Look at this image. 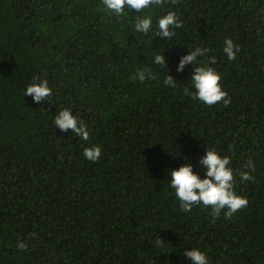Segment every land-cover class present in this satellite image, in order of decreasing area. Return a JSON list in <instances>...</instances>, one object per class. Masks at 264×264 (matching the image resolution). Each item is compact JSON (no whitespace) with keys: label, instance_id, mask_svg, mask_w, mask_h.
<instances>
[{"label":"trees","instance_id":"trees-1","mask_svg":"<svg viewBox=\"0 0 264 264\" xmlns=\"http://www.w3.org/2000/svg\"><path fill=\"white\" fill-rule=\"evenodd\" d=\"M169 11L182 24L171 39L157 27ZM146 16L152 28L137 32ZM196 48L208 51L178 73ZM201 66L220 75L227 106L194 99ZM142 69L154 78L134 79ZM42 80L52 96L37 104L24 91ZM62 109L87 141L56 128ZM92 146L96 162L83 156ZM211 149L230 158L233 191L248 201L230 218L183 212L170 187L186 163L204 179L198 161ZM192 249L208 264H264V0H164L121 16L101 0H0V264H191Z\"/></svg>","mask_w":264,"mask_h":264},{"label":"clouds","instance_id":"clouds-1","mask_svg":"<svg viewBox=\"0 0 264 264\" xmlns=\"http://www.w3.org/2000/svg\"><path fill=\"white\" fill-rule=\"evenodd\" d=\"M104 8L116 16L125 14V10H135L136 13L149 8V6H160L164 0H101ZM173 4L177 0H171ZM135 30L140 33L147 34L152 28L151 16L138 18L135 21ZM158 36L171 39L175 34L174 30L181 28L182 24L179 17L174 11H169L162 18L158 19ZM208 49L196 48L185 56L179 59L176 71L182 72L186 65L198 63V57L207 53ZM240 49L234 45L231 39H225L223 52L226 54L229 61L236 59V53ZM153 62L156 65L166 64L164 55L154 56ZM211 63H215V57L211 58ZM168 71V70H167ZM154 78L150 69L140 70L136 73L134 79L143 82L145 79ZM39 78H37L38 80ZM220 75L211 67L201 66L194 68V73L191 76V83L195 89L194 99L201 103L212 106L223 102L224 106L230 103V99H226L227 93L221 89ZM164 84L168 87H175L176 81L170 75H167ZM185 94H190L188 89H184ZM24 96H31L33 102L39 104L41 101H49L52 96V90L48 86L47 80L33 82L26 86ZM53 123L61 132L71 130L72 134L79 136L82 140L87 141L90 133L83 121H78L69 109H62L58 114H55ZM83 156L90 162H96L101 156V149L98 146L85 148ZM198 163L205 169V178L201 179L193 172V166L186 163L177 170L170 171V187L174 190L176 199L179 201V207L183 212H191L194 206L203 205L211 209L213 219L217 218L223 211L225 217L230 218L238 210L247 207L248 201L246 198L238 196L233 191L234 175L228 165L231 163L229 157H221L214 150H208ZM246 167H254L249 162ZM240 177L244 181L253 180L248 172H242ZM157 245H162L164 241L157 239ZM17 247L24 250L26 245L18 243ZM184 256L187 257L191 264H208V259L205 253L197 249L185 251Z\"/></svg>","mask_w":264,"mask_h":264}]
</instances>
